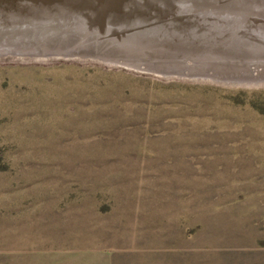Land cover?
<instances>
[{
	"label": "rangeland",
	"instance_id": "rangeland-1",
	"mask_svg": "<svg viewBox=\"0 0 264 264\" xmlns=\"http://www.w3.org/2000/svg\"><path fill=\"white\" fill-rule=\"evenodd\" d=\"M181 1L236 39L0 46V264H264V83L185 76L262 67L264 0Z\"/></svg>",
	"mask_w": 264,
	"mask_h": 264
},
{
	"label": "water",
	"instance_id": "water-1",
	"mask_svg": "<svg viewBox=\"0 0 264 264\" xmlns=\"http://www.w3.org/2000/svg\"><path fill=\"white\" fill-rule=\"evenodd\" d=\"M185 4L181 0H0V46H11L18 50L33 45L46 44L50 47L51 41L61 45L57 38L67 36L65 45L79 47L84 44L89 46L88 51L95 50L91 51L92 54L98 51L92 48H96L95 44L111 43L106 51L119 60L125 55L126 46L116 43L113 36L125 30L133 32V35L138 34L137 37L145 33L149 36L145 40L138 38L132 45H140L138 49L144 52L145 59L157 63L160 60L158 39L168 36L185 38L192 47L202 44L225 45L236 39L227 35L228 30L223 28H219L220 32L217 29V33H210L215 30H211L215 26L210 22L190 20L183 9ZM234 15L239 18L235 20L237 23L248 26L246 17ZM212 53L213 56L206 54L200 57L206 58V61L216 59V51ZM52 55L66 57L67 53L54 52ZM124 60L113 63L123 64ZM195 62L192 58H186L184 68L191 70ZM260 66L247 65L248 70L243 68L241 71L244 73H235L238 76L233 80L226 75H218L209 66L205 73L185 76L223 84L261 85L264 83V65Z\"/></svg>",
	"mask_w": 264,
	"mask_h": 264
}]
</instances>
